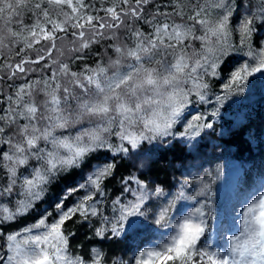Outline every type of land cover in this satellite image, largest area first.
Segmentation results:
<instances>
[{"label":"snow or ice","instance_id":"6c2138e0","mask_svg":"<svg viewBox=\"0 0 264 264\" xmlns=\"http://www.w3.org/2000/svg\"><path fill=\"white\" fill-rule=\"evenodd\" d=\"M150 3L114 0L101 9L106 14L101 17L89 11L92 6L85 0H0V81H13L18 75L25 79L4 98L7 106L0 109V198L20 197L13 199L12 206L0 204V222L29 213L48 186L72 171L78 170L83 182L68 189L64 199L85 191L71 207L65 209L64 199L56 203L58 219L51 224L47 213L22 231L7 234V252L0 255V264H109L99 248H92L88 258L69 252L65 222L77 214L82 220L99 217L95 236L118 239L142 226L141 218L148 220L150 213L154 224L168 230L162 234L164 243L137 251L129 261L114 258L110 264H264V182L258 192L240 196L230 225L234 231L223 229L214 242L208 224L211 176L186 177L170 196L163 188L149 189L130 176L123 191L132 199H114L111 217L100 207L98 197L105 196V181L113 177L116 164L100 162L99 157L92 162L95 154L108 150L127 157L130 149H139L145 141L177 137L192 141L203 129L213 127L204 116L187 118L185 113L193 98L209 103L206 78L219 76L224 58L237 49L232 20L241 7L246 15L235 31L249 61L230 72L223 85L226 95H217L216 100L243 92L249 77L264 74V41L258 47L252 44L256 22L264 27V0L254 6L237 0H176L171 12L157 7L149 16L145 7ZM210 9L218 10L215 18ZM138 22L150 31L133 27ZM121 27L128 31L125 42L117 35ZM65 39L72 54L67 60L65 50L57 47V41ZM104 39L115 41L108 46L111 54L105 51L107 62L101 58L95 67L84 64L83 70L74 71L71 62L85 61L87 50ZM42 41L47 43L36 48ZM30 51L36 55H29ZM16 57L19 60L12 62ZM28 65H41L40 70L47 68L49 74L31 80L28 73L37 69ZM85 122L91 126L73 134ZM181 123L183 130H175ZM111 136L119 144L114 145ZM185 185L197 187L188 195ZM181 201L195 203L177 208ZM34 229L42 231L33 234Z\"/></svg>","mask_w":264,"mask_h":264},{"label":"trees","instance_id":"16d2710c","mask_svg":"<svg viewBox=\"0 0 264 264\" xmlns=\"http://www.w3.org/2000/svg\"><path fill=\"white\" fill-rule=\"evenodd\" d=\"M175 2L176 0H152V3L145 7V13L151 16L157 7L165 12H171ZM184 2L187 3L188 0H184ZM256 2L257 0H237V3L252 6ZM85 3L92 6L89 9L90 12L105 17L106 14L101 9L111 6L114 0H85ZM210 11L212 18H215L218 10L210 9ZM53 14L55 13L53 12ZM244 15H246L245 9L241 7L232 20V40L237 44V49L224 58L225 62L221 65L219 76L206 78L209 83V103H199L193 98L194 103L188 107L185 113L187 118H191L192 115L204 116V122L213 125L211 129H203L200 135L192 141L179 137L176 139L166 138L165 142L149 143L145 141L139 149H130L127 157L123 153L102 150L91 158L92 162H96L99 157L100 162L114 161L116 164L113 177L105 181V196L98 197L102 201L100 207H102L104 215L109 217L113 215L112 201L117 197H120L123 202L132 199L130 193L123 191L124 181L130 176H135L147 184L149 189H154L157 186L163 188L169 196L180 190L186 177L192 179L197 176H211L212 218L208 220L209 228L212 230L210 242H214L217 234L223 229H228L229 234L234 230L228 223L239 209L240 196L246 191L258 192L259 186L264 182V79L251 76L244 86L243 92L238 94L234 92L222 102L216 100L217 95H226L223 85L228 82L230 72L239 67L240 61L244 59L247 52L246 48H239V36L235 31L239 19ZM176 19L177 22H180L179 18ZM25 21L31 23L27 16H25ZM125 23H129L127 18ZM133 27L150 31L148 26L142 22L133 24ZM109 34L110 32L106 29L105 35ZM117 35L120 36L121 42H125L128 36L127 28L121 27L117 30ZM261 41H264V27L260 26V22L257 21L256 31L252 37L253 47H258ZM114 42L104 39L100 44H94L90 50H87L88 56L85 61L71 62L70 66L74 71H81L84 64L95 67V62L101 58L106 63L105 51L107 49L108 53L111 54V49L108 46ZM127 42L131 43V41ZM46 43L42 41L40 45L35 47L41 48ZM196 43L199 44V42ZM13 47L14 50H18L15 46ZM57 47L65 50L63 59L67 60L72 55L68 52V48L71 47L69 40H58ZM4 54L9 55L7 50L4 51ZM29 55L34 57L36 52L30 51ZM53 55L56 56L57 54L54 52ZM18 60L19 57H16L12 62ZM0 63L3 61L0 60ZM28 67L37 69L35 72L28 73V78L31 80L46 77L49 74L47 68L43 71L40 70L41 65H28ZM23 83H25V79H22L20 75L13 81H0V93H2L0 101H3L0 102V109L7 106V101L4 98L14 93L16 88ZM9 84L12 85L11 88H9ZM213 112L216 115H212ZM90 126L87 122L84 125H77L72 130L73 134L81 127ZM175 130L182 131L183 123L177 125ZM110 140L114 145L119 144V140L115 136H111ZM2 175L3 170L0 169V176ZM86 175L87 170L84 171V176ZM82 182L83 176L80 175V172L78 170L72 171L48 186V192L44 198L37 201L29 213L19 216L13 221L0 222V255H5L7 252L5 247L7 234L22 231L25 227L35 223L41 215L47 213H51L47 223L51 224L58 219L55 204L64 199L68 189L77 187ZM129 183L133 187L134 182L130 181ZM196 187V185H185L184 190L186 194L191 195ZM83 195H85V191L82 189L68 195L64 199L65 209L75 204ZM16 198L20 197L0 198V204L12 206V201ZM194 203V201H181L177 204V208H180L181 204L191 206ZM232 205H236L237 208L232 210ZM175 215L176 213L173 212V216ZM153 220L154 217L150 213L148 220L141 218L142 226L128 232L126 238L120 237L118 239L101 240L95 236V229L101 226L99 217L82 220L77 214L65 222L63 230L68 236L69 252L73 255L78 254L88 258L90 250L95 247L105 253V259L110 264L114 258L129 261L137 251L143 250L145 247H154L157 242L164 243L162 234L168 230L160 228L154 224ZM38 231L42 230L34 229L33 234ZM69 233L73 235H69Z\"/></svg>","mask_w":264,"mask_h":264},{"label":"rangeland","instance_id":"374dc122","mask_svg":"<svg viewBox=\"0 0 264 264\" xmlns=\"http://www.w3.org/2000/svg\"><path fill=\"white\" fill-rule=\"evenodd\" d=\"M245 61H249V57L247 56V55H245L244 56V59L242 60V61H240V64H239V66L241 65V64H243ZM253 76H255V75H253ZM250 78L251 77H249L248 78V80H250ZM137 187V185L135 184V183H133V189H135ZM232 210H235L236 208H237V206L236 205H232ZM232 219H230V221H229V223H228V225L230 226L231 224H232V221H231ZM234 231V230H233Z\"/></svg>","mask_w":264,"mask_h":264},{"label":"water","instance_id":"95a60500","mask_svg":"<svg viewBox=\"0 0 264 264\" xmlns=\"http://www.w3.org/2000/svg\"><path fill=\"white\" fill-rule=\"evenodd\" d=\"M256 78L258 79H264V74H261V73H256L254 74Z\"/></svg>","mask_w":264,"mask_h":264},{"label":"built area","instance_id":"2783aa9c","mask_svg":"<svg viewBox=\"0 0 264 264\" xmlns=\"http://www.w3.org/2000/svg\"><path fill=\"white\" fill-rule=\"evenodd\" d=\"M243 18V17H242Z\"/></svg>","mask_w":264,"mask_h":264}]
</instances>
